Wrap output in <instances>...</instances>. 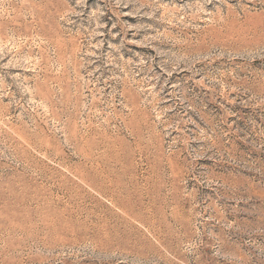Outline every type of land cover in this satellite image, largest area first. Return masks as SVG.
I'll list each match as a JSON object with an SVG mask.
<instances>
[{
  "label": "rangeland",
  "instance_id": "1",
  "mask_svg": "<svg viewBox=\"0 0 264 264\" xmlns=\"http://www.w3.org/2000/svg\"><path fill=\"white\" fill-rule=\"evenodd\" d=\"M0 264H264V0H0Z\"/></svg>",
  "mask_w": 264,
  "mask_h": 264
}]
</instances>
